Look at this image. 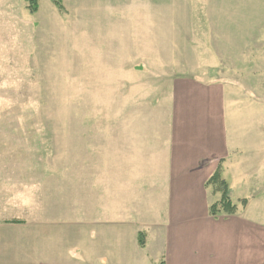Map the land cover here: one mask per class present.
I'll list each match as a JSON object with an SVG mask.
<instances>
[{
    "label": "rangeland",
    "instance_id": "rangeland-1",
    "mask_svg": "<svg viewBox=\"0 0 264 264\" xmlns=\"http://www.w3.org/2000/svg\"><path fill=\"white\" fill-rule=\"evenodd\" d=\"M63 3L65 10L60 11L52 0H39L38 11L31 13L25 0H0V214L65 223L70 235L79 233L86 252L98 248L119 259L124 247L131 254L138 250L135 238L122 242L124 231L127 236L131 231L134 236L141 231L150 236L153 229L132 224L130 214H123L132 206L131 198L138 196L116 192L109 197L106 180L95 193L91 180L80 179L90 178L101 167L92 164L93 158L107 160L110 153L97 146L106 140L110 124L107 115L99 116L103 112L99 104L106 99L105 78L125 79L127 86L116 81L119 93L131 87L133 95L140 94L138 99L142 79L151 82L171 74L220 80L225 85L227 124L236 118L239 126L264 128V0ZM76 54L83 58V79L95 78L93 85H84V93L76 88ZM139 65L143 72L133 68ZM251 78L258 79V92L253 94L257 99L244 96L248 89L244 95L236 90L242 86L240 80L246 83ZM228 81L233 85L224 83ZM237 101L240 106L234 108ZM90 102H95L94 108ZM256 136V141L264 142V131ZM157 154L142 148V156ZM116 156L134 154L121 151ZM217 169L231 183L232 199L238 204L240 195H247L244 191H254L255 181L226 176L222 166ZM258 169L264 175V162ZM43 175L48 180L43 181ZM243 180L248 181L245 190ZM28 182L44 184L51 196H28ZM127 189L122 192H136ZM107 209L114 212V220L127 219L125 229H109L112 216ZM146 240L150 243V238Z\"/></svg>",
    "mask_w": 264,
    "mask_h": 264
},
{
    "label": "crops",
    "instance_id": "crops-1",
    "mask_svg": "<svg viewBox=\"0 0 264 264\" xmlns=\"http://www.w3.org/2000/svg\"><path fill=\"white\" fill-rule=\"evenodd\" d=\"M82 59L76 54V88L84 93V85H93L95 78L90 82L83 79ZM133 68L145 70L141 65ZM150 79L140 80L144 86L138 99L140 94L133 95L132 88L125 85V91L119 93L118 78H105L106 99L99 104L103 109L99 116L107 115L110 124L106 140L97 146L109 148L110 153L107 160L93 158L92 164L101 167L90 178L80 179L91 180L95 193L106 180L109 197L116 192L138 196L131 198L132 206L123 214L129 213L132 224L139 222L153 233L149 236L141 231L134 236L131 231L127 236L124 231L122 242L135 238L139 247L132 254L124 247L115 259L98 248L86 252L79 233L70 235L65 223L0 214V264H264V175L258 169L264 162V142L253 138L264 128L260 124L239 126L236 118L227 124L225 85L220 80L205 82L194 75L171 74ZM120 82L129 84L125 79ZM239 82L238 93L243 94L245 88L244 96L257 99L253 97L258 92L257 78ZM224 83L233 85L232 81ZM90 104L95 107V102ZM239 106L237 101L234 108ZM142 148L155 149L158 154L142 156ZM121 151L134 157H117ZM252 165L255 168H248ZM220 166L226 176H246L255 186L253 192L240 195L239 200L246 198L247 203L239 212L216 218L210 215L209 206L221 193L206 187L205 182ZM45 180L48 178L43 175ZM118 182L127 183L121 186ZM247 182L241 183L244 190ZM46 188L36 182L26 185L28 196L36 198L51 196L52 191L48 195ZM127 188L136 192H122ZM96 201L100 205L98 197ZM107 211L112 216L109 229H125L127 219L118 222L113 219L114 212ZM140 233L145 237L144 247L139 245Z\"/></svg>",
    "mask_w": 264,
    "mask_h": 264
},
{
    "label": "trees",
    "instance_id": "trees-1",
    "mask_svg": "<svg viewBox=\"0 0 264 264\" xmlns=\"http://www.w3.org/2000/svg\"><path fill=\"white\" fill-rule=\"evenodd\" d=\"M27 7L31 13H36L39 9V0H25ZM54 5L60 10L64 11L65 6L63 0H52ZM206 187L216 186V190L221 193V198L212 202L209 206V213L213 217H222L236 214L239 206H245L247 199L243 198L238 204L231 197V186L229 181L222 175L221 171L217 169L205 182ZM143 233L139 234V245L145 246V239L142 238Z\"/></svg>",
    "mask_w": 264,
    "mask_h": 264
}]
</instances>
